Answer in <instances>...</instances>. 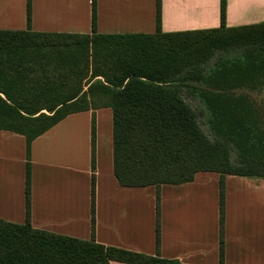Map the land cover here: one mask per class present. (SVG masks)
<instances>
[{"label":"trees","instance_id":"obj_1","mask_svg":"<svg viewBox=\"0 0 264 264\" xmlns=\"http://www.w3.org/2000/svg\"><path fill=\"white\" fill-rule=\"evenodd\" d=\"M106 106L114 175L125 187L155 186L158 214L162 185L220 175L224 264L226 176L264 179V23L227 27L221 0L219 28L164 33L158 0L155 33L103 34L93 0L88 34L0 30V129L26 136L28 160L32 140L67 115ZM91 143L94 171L95 115ZM30 186L28 161L27 221L0 219V264H184L33 228ZM95 187L93 173V233Z\"/></svg>","mask_w":264,"mask_h":264},{"label":"crops","instance_id":"obj_2","mask_svg":"<svg viewBox=\"0 0 264 264\" xmlns=\"http://www.w3.org/2000/svg\"><path fill=\"white\" fill-rule=\"evenodd\" d=\"M95 9L98 33L157 31L158 0H95ZM92 10L93 0H0V30L88 34ZM260 23H264V0H226L227 27ZM220 26L221 0H161L164 33ZM28 161L33 228L84 240L94 237L106 246L184 264H220V175L199 172L192 182L162 185L158 214L155 186L125 187L114 175L111 107L67 115L32 140L29 160L26 136L0 129V219L4 221H27ZM223 239L224 264H264L263 178L226 176Z\"/></svg>","mask_w":264,"mask_h":264},{"label":"rangeland","instance_id":"obj_3","mask_svg":"<svg viewBox=\"0 0 264 264\" xmlns=\"http://www.w3.org/2000/svg\"><path fill=\"white\" fill-rule=\"evenodd\" d=\"M247 93H251V96L253 98L257 99V101H258L259 104H262V103H260L261 102V98H262V95L261 94L258 95L255 92H250V91L247 92ZM201 125H202L203 129L209 133L207 126L203 122L201 123Z\"/></svg>","mask_w":264,"mask_h":264}]
</instances>
